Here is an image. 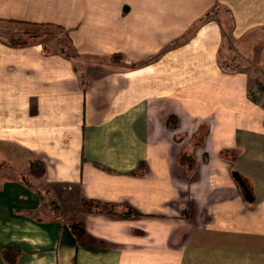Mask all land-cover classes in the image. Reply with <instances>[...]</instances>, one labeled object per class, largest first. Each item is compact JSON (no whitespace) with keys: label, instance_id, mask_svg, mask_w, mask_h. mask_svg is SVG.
<instances>
[{"label":"crops","instance_id":"1","mask_svg":"<svg viewBox=\"0 0 264 264\" xmlns=\"http://www.w3.org/2000/svg\"><path fill=\"white\" fill-rule=\"evenodd\" d=\"M3 26L31 38H0V264H264V0H0Z\"/></svg>","mask_w":264,"mask_h":264},{"label":"rangeland","instance_id":"2","mask_svg":"<svg viewBox=\"0 0 264 264\" xmlns=\"http://www.w3.org/2000/svg\"><path fill=\"white\" fill-rule=\"evenodd\" d=\"M33 31L36 38L38 37L41 40H43L44 44L47 45L48 48L51 49L52 51H56L57 53L62 54L66 58L73 60L79 57L76 50L69 42L66 34L61 32L60 30L58 31L46 27H34ZM0 38L5 39L8 42H21V41L25 42L28 41L31 38V36H29L27 33H22L20 30H16L15 28L10 29L3 26L0 28ZM74 52H75V56H73ZM221 64H223L225 67H230L232 69L245 66L248 68V70L251 73L254 74L259 73V71L257 70L258 67H256L254 62H247V61L241 62L239 60L237 61L236 59L230 60L226 56L223 59H221ZM261 73H264V71L261 70ZM262 82L264 81L257 78L251 81V83L253 84L250 89V95L251 98L260 101V103L264 104V91H260L258 89V83L262 84Z\"/></svg>","mask_w":264,"mask_h":264},{"label":"trees","instance_id":"3","mask_svg":"<svg viewBox=\"0 0 264 264\" xmlns=\"http://www.w3.org/2000/svg\"><path fill=\"white\" fill-rule=\"evenodd\" d=\"M213 12H216V11H214V9H213L209 13H207V16L205 17L204 20L206 21V20L210 19L211 13H213ZM9 43L15 44V42H9ZM73 56H75V52L73 53ZM116 58H118L120 60L122 59L120 54L119 55L118 54L113 55L112 59H116ZM258 89L260 91H264V83L263 82H262V84L258 83ZM44 175H45V165L41 161L33 160V161H31V163H29L26 174L24 175V183H25V185L32 187V184L35 183L36 181L40 180ZM238 176H240V175H238ZM242 179H243V177H242ZM243 181H244L245 185H247L244 179H243ZM239 186H240V184H239ZM247 190L249 191V195L247 193L246 194H247V197H249V196H251V192H250L248 187H247ZM45 193H48V191L44 192L43 190H40L41 197L44 196ZM52 204H55V203H52ZM17 252L20 253V251L17 249L7 248L3 251L2 255L5 259H8L9 257H11V255L14 256V254Z\"/></svg>","mask_w":264,"mask_h":264},{"label":"water","instance_id":"4","mask_svg":"<svg viewBox=\"0 0 264 264\" xmlns=\"http://www.w3.org/2000/svg\"><path fill=\"white\" fill-rule=\"evenodd\" d=\"M235 177H236L237 181L239 182L240 186L243 187V189H245L246 193L249 195V191L247 190V187H246L242 177L238 176L237 174H235ZM249 199L251 200V197H249Z\"/></svg>","mask_w":264,"mask_h":264}]
</instances>
